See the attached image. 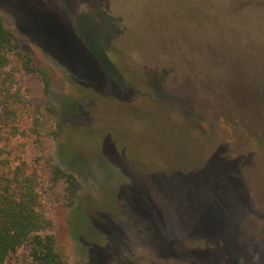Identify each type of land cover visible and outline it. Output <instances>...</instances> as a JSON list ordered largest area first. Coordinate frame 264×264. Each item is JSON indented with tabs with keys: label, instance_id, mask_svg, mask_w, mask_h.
Segmentation results:
<instances>
[{
	"label": "rangeland",
	"instance_id": "obj_1",
	"mask_svg": "<svg viewBox=\"0 0 264 264\" xmlns=\"http://www.w3.org/2000/svg\"><path fill=\"white\" fill-rule=\"evenodd\" d=\"M0 17L21 52L0 173L35 177L69 264H264V0H0Z\"/></svg>",
	"mask_w": 264,
	"mask_h": 264
},
{
	"label": "trees",
	"instance_id": "obj_2",
	"mask_svg": "<svg viewBox=\"0 0 264 264\" xmlns=\"http://www.w3.org/2000/svg\"><path fill=\"white\" fill-rule=\"evenodd\" d=\"M13 55L21 56L19 43L0 17V116L8 120L18 117L20 104L16 77L8 70ZM27 59L25 67L31 71ZM41 74L49 87V73ZM35 180L20 167L0 173V264H8L9 256L25 245L31 247L33 264H69L50 232L52 222L42 209Z\"/></svg>",
	"mask_w": 264,
	"mask_h": 264
}]
</instances>
